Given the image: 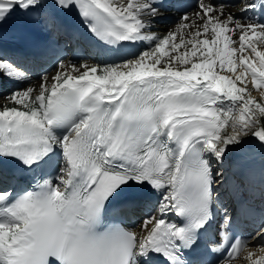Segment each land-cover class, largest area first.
<instances>
[{"label":"snow or ice","instance_id":"snow-or-ice-1","mask_svg":"<svg viewBox=\"0 0 264 264\" xmlns=\"http://www.w3.org/2000/svg\"><path fill=\"white\" fill-rule=\"evenodd\" d=\"M30 29L56 51L35 81L5 47ZM260 49L264 0H0V264H264Z\"/></svg>","mask_w":264,"mask_h":264},{"label":"bare ground","instance_id":"bare-ground-1","mask_svg":"<svg viewBox=\"0 0 264 264\" xmlns=\"http://www.w3.org/2000/svg\"><path fill=\"white\" fill-rule=\"evenodd\" d=\"M219 2H224V3H227L230 2V1H234V2H238V1H235V0H216ZM240 1L235 4V5H239ZM174 10V9H173ZM173 10H170V12H168L165 16V18L161 21H159L158 23H156L153 28H152V31L154 33H156L157 35L165 32L170 24V22L172 20L175 19L177 13L176 11L174 10V12H172ZM227 10H230V11H233V12H237L238 13V9L237 8H231V9H227ZM61 38V35L59 34L58 37H56L55 39H60ZM260 50H264V49H260ZM51 63H44L42 65H37V66H34V65H31V66H28V65H25L24 66L29 70L30 73L33 74V81H35V73L37 71V69L40 67V66H49L50 67ZM248 86L249 88H251V83H250V76L248 77ZM11 88V85L5 87L3 85H0V110L3 109V107L7 106V107H12V104L11 102H8V101H5L3 98L4 96L9 92ZM253 96L254 98L258 101V102H261V103H264V99H261L260 96H259V93L257 91H253ZM241 154H236L237 157H239ZM257 161H258V158H257ZM239 161L238 159H235L233 160V166H235V164H237ZM258 243H260V241H258ZM256 252L259 253V249L257 248L256 249ZM259 255H264V253H260ZM247 255H245L239 263L237 264H246V258ZM259 258V256H254L253 259H257Z\"/></svg>","mask_w":264,"mask_h":264}]
</instances>
